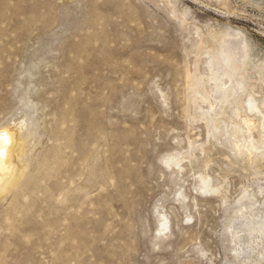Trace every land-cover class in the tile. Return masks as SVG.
<instances>
[{"label": "rangeland", "instance_id": "374dc122", "mask_svg": "<svg viewBox=\"0 0 264 264\" xmlns=\"http://www.w3.org/2000/svg\"><path fill=\"white\" fill-rule=\"evenodd\" d=\"M222 38L248 57L220 109ZM261 68L264 0H0V264H264V118L256 162L223 130Z\"/></svg>", "mask_w": 264, "mask_h": 264}, {"label": "bare ground", "instance_id": "6f19581e", "mask_svg": "<svg viewBox=\"0 0 264 264\" xmlns=\"http://www.w3.org/2000/svg\"><path fill=\"white\" fill-rule=\"evenodd\" d=\"M238 36V35H237ZM235 36V37H237ZM226 43V45H220V50L218 51V59L213 63V71L215 73L214 77V84L216 87L215 97H219L220 100V109H223L225 105H238L242 103V97L240 94L241 92H245L244 86L242 85V82L244 80V72L245 69H242V66L246 65L247 60V48L246 45H244V42L240 39L237 40V43L235 44V41L229 42L226 38H222L221 43ZM219 69L224 70V72L220 73L219 75ZM264 71L263 68L260 69V71ZM232 73V74H228ZM214 75V74H213ZM227 76L229 78V81L231 82L230 86H227L226 83L223 82V77ZM241 78V80H239ZM246 80V79H245ZM217 95V96H216ZM238 95V96H236ZM236 96V97H233ZM203 103L208 102L207 96L204 95V97L201 98ZM256 100H250V116L245 117L242 120V123L244 126L241 125V123L235 122L232 119L231 121H228V116L226 117V120L224 119L223 122L225 123V127L223 130L227 133L228 129L227 126L230 125L232 129V133L235 136V142H232L233 149L238 151V153H243L244 155H248V158H250V161L256 162L257 159H259V154H255V152L259 149L257 145L250 139H253V132L258 130L260 127V124H263L261 120L264 118V99L260 100V105L256 104ZM211 111L208 112V115L214 114L211 119H209L208 116H206V122L208 125H213V127L220 132H222V126L217 123V117L219 116V112L215 109V105L210 104ZM260 115V116H259ZM229 127V126H228ZM246 128V132L250 135L247 138L244 136L243 129ZM223 133V132H222ZM15 134V132H14ZM225 134V133H224ZM16 139H14V136L11 132V130L6 129L4 131H0V187H5L8 180L11 178L13 173V163H12V155L11 150L13 148L14 142ZM250 140V141H249ZM256 142V141H255ZM259 143V142H258ZM263 148H264V141L262 142ZM228 145V144H227ZM262 148V150H264ZM258 152V151H257ZM255 154V155H254ZM264 155V151L262 154ZM262 157V156H261ZM260 157V158H261ZM264 157V156H263ZM262 157V159H264ZM14 160V159H13ZM261 160V159H260Z\"/></svg>", "mask_w": 264, "mask_h": 264}]
</instances>
